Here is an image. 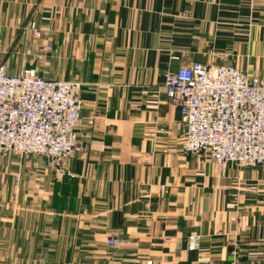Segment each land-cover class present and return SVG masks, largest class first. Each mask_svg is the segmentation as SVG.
Returning <instances> with one entry per match:
<instances>
[{"label": "crops", "instance_id": "0c3cea01", "mask_svg": "<svg viewBox=\"0 0 264 264\" xmlns=\"http://www.w3.org/2000/svg\"><path fill=\"white\" fill-rule=\"evenodd\" d=\"M195 63L264 80V0H0V68L83 101L71 176L0 156V264H264V165L183 151L164 85Z\"/></svg>", "mask_w": 264, "mask_h": 264}, {"label": "built area", "instance_id": "2783aa9c", "mask_svg": "<svg viewBox=\"0 0 264 264\" xmlns=\"http://www.w3.org/2000/svg\"><path fill=\"white\" fill-rule=\"evenodd\" d=\"M29 27L41 37L35 21ZM51 51V46L41 49L37 62ZM164 89L181 111L185 154L203 155L221 167L264 165V80L231 64L195 63L169 72ZM80 93V83L47 79L36 66L16 75L1 67L0 156L38 158L56 175L71 176L67 163L80 148ZM200 244L201 236L192 235L189 250Z\"/></svg>", "mask_w": 264, "mask_h": 264}]
</instances>
